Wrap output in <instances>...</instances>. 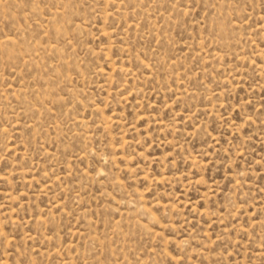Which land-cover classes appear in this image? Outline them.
Segmentation results:
<instances>
[{
	"label": "rangeland",
	"instance_id": "rangeland-1",
	"mask_svg": "<svg viewBox=\"0 0 264 264\" xmlns=\"http://www.w3.org/2000/svg\"><path fill=\"white\" fill-rule=\"evenodd\" d=\"M0 264H264V0H0Z\"/></svg>",
	"mask_w": 264,
	"mask_h": 264
}]
</instances>
